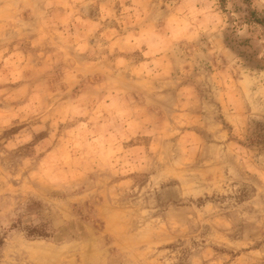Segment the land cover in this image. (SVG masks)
<instances>
[{
  "label": "rangeland",
  "instance_id": "rangeland-1",
  "mask_svg": "<svg viewBox=\"0 0 264 264\" xmlns=\"http://www.w3.org/2000/svg\"><path fill=\"white\" fill-rule=\"evenodd\" d=\"M257 122L264 0H0V264H264Z\"/></svg>",
  "mask_w": 264,
  "mask_h": 264
},
{
  "label": "trees",
  "instance_id": "trees-1",
  "mask_svg": "<svg viewBox=\"0 0 264 264\" xmlns=\"http://www.w3.org/2000/svg\"><path fill=\"white\" fill-rule=\"evenodd\" d=\"M256 22L262 23L260 20H257ZM246 144L256 145L264 149V123L257 122L254 125L246 138Z\"/></svg>",
  "mask_w": 264,
  "mask_h": 264
}]
</instances>
